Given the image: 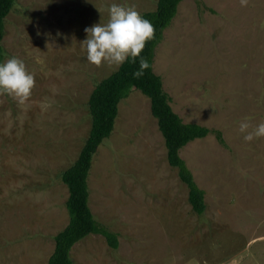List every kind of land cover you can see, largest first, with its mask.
Returning a JSON list of instances; mask_svg holds the SVG:
<instances>
[{
  "label": "rangeland",
  "instance_id": "374dc122",
  "mask_svg": "<svg viewBox=\"0 0 264 264\" xmlns=\"http://www.w3.org/2000/svg\"><path fill=\"white\" fill-rule=\"evenodd\" d=\"M158 0H16L1 41L35 77L31 95L0 92V264H48L54 235L69 223L60 174L91 127L89 96L119 66L86 60L85 28L106 23L112 3L142 14ZM2 61V62H3ZM173 110L184 122L220 130L180 155L205 191L199 216L167 161L150 99L138 89L118 105L88 185L98 222L118 234L74 245V264H264V0H183L155 51Z\"/></svg>",
  "mask_w": 264,
  "mask_h": 264
},
{
  "label": "trees",
  "instance_id": "16d2710c",
  "mask_svg": "<svg viewBox=\"0 0 264 264\" xmlns=\"http://www.w3.org/2000/svg\"><path fill=\"white\" fill-rule=\"evenodd\" d=\"M182 1L158 0L155 10L142 13L155 27L154 38L146 42L140 54L149 65L142 76H133L140 67V57H137L135 63L126 61L95 84L88 100L91 115L89 135L75 162L60 174V179L67 185L69 192L65 204L69 223L54 235L55 247L48 264H74L71 251L75 244L89 234L102 235L112 249L119 247L118 234L98 222L91 211L88 177L99 145L112 133L120 101L133 89L140 90L150 99L151 113L157 119L165 140L167 161L171 167L177 169L179 179L188 187V201L193 212L199 216L204 214L205 191L197 185L191 170L180 155V150L190 141L204 138L210 133H215L218 142L225 145L222 132L198 123L184 122L173 110L171 97L164 90L162 78L153 69L156 48L162 42L164 31L170 26ZM15 4L16 0H0V62L5 56L1 44L5 20Z\"/></svg>",
  "mask_w": 264,
  "mask_h": 264
},
{
  "label": "clouds",
  "instance_id": "9594fccd",
  "mask_svg": "<svg viewBox=\"0 0 264 264\" xmlns=\"http://www.w3.org/2000/svg\"><path fill=\"white\" fill-rule=\"evenodd\" d=\"M107 11L106 23L100 22L85 28L86 38L81 45L86 50V60L97 66L102 63L119 66L126 61L135 63L146 42L154 38V25L133 5L114 2ZM139 64V69L133 73L137 78L149 66L143 57H140ZM34 86L35 77L22 59L12 56L0 62V92L23 100L31 95ZM249 126L246 120L239 126L241 132L247 133L245 140L264 136V122L259 123L252 132L247 131Z\"/></svg>",
  "mask_w": 264,
  "mask_h": 264
}]
</instances>
